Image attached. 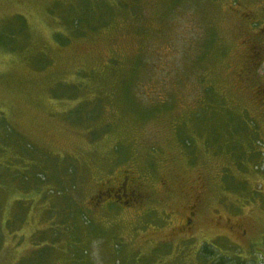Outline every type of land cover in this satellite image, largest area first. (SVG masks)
Returning <instances> with one entry per match:
<instances>
[{
    "label": "rangeland",
    "instance_id": "1",
    "mask_svg": "<svg viewBox=\"0 0 264 264\" xmlns=\"http://www.w3.org/2000/svg\"><path fill=\"white\" fill-rule=\"evenodd\" d=\"M252 2L0 0V134L5 123L17 138L0 141V172L10 161L14 173L32 170L43 177L40 191L39 184L20 190L13 181L0 192V264L26 257L39 230L49 240L46 228L61 220L43 213L61 203L56 173L65 177L64 188L73 183L74 202L97 229L83 240L95 264L112 262L115 240L123 264L137 255L152 257L165 243L170 252L152 262L172 264L177 257L176 264L185 259L191 264L203 242H216L215 250L225 255L236 251L243 262L264 255V60L255 75L239 72L246 53L239 13ZM97 3H105L99 5L100 31L74 34L64 17L88 11L94 19ZM258 17L263 25V13ZM142 59L145 66L138 70ZM137 61L135 72L143 82L132 92L135 102L171 103L144 122L121 110L126 103L119 88L123 81L134 82L131 69ZM96 94L102 95L98 117L76 116L78 108L93 105ZM209 100L216 106L208 112L215 140L204 119ZM195 113L200 119L192 117ZM95 124L109 128L95 135ZM182 127L194 138L192 156L179 146ZM28 144L35 158L22 150ZM118 145L123 158L115 152ZM69 167L74 181L64 175ZM127 174L135 180H126L133 191L112 200L110 208L111 201L94 203L104 183L119 187ZM19 202L25 207L21 211ZM6 219L12 227H5Z\"/></svg>",
    "mask_w": 264,
    "mask_h": 264
},
{
    "label": "trees",
    "instance_id": "2",
    "mask_svg": "<svg viewBox=\"0 0 264 264\" xmlns=\"http://www.w3.org/2000/svg\"><path fill=\"white\" fill-rule=\"evenodd\" d=\"M125 3V2H124ZM121 2V4H124ZM136 3V2H134ZM98 5L95 6L96 10V16L94 19H92L91 13L88 11H85V13L76 16L74 14H71L69 17H64V22H66V26H69L71 30L73 31L74 34L82 36L84 33L83 31L89 30L91 33H94L99 30V26H101L100 23L101 20L99 19V16L102 15L99 5H105V3H97ZM120 4V5H121ZM125 5V4H124ZM127 6V5H125ZM129 6V11L134 9V6L132 4H128ZM70 13L67 11L65 14L68 15ZM100 31V30H99ZM62 44L64 42L62 41ZM118 61L117 59H113L110 64L114 65ZM138 61L135 62L133 68L131 71L134 73L136 76L134 82H130L129 84L125 83L123 81L120 85L119 91L123 96V103H126V106H124L121 110L126 113V115L130 117H135L140 122H144L147 118L153 117L156 113L160 111L162 108L163 110H167L168 106L171 104H159L157 105H150V106H145V105H140L139 102H135L134 94H132L133 91H135L136 88H139L138 84L143 82L141 78L138 76V72H135V68L137 67ZM130 65V64H129ZM128 66L124 67L123 70L127 69ZM145 66V61L142 59L139 64H138V70L142 67ZM111 92H109V95L112 96L115 93V88H111ZM208 90H211L215 95L217 96L218 94L215 91V87H210ZM76 94V93H75ZM105 94V92H104ZM102 95L96 94L93 97V105L91 106L90 103V108L88 109H80L78 108L77 111L75 112L76 116L79 117H84L88 121L95 120V118L98 117L100 114V100H101ZM117 101V98L115 99ZM132 100H134V103H132ZM210 105L212 106H206V115L204 116V119H206V124L209 127V135L213 137V140H215V136L218 137V133L214 126L211 124V119L209 116V111L211 108L214 109L213 100H209ZM117 105L118 101H117ZM160 107V108H158ZM183 113H180L182 116ZM224 115L226 118L231 117V113H228L224 111ZM160 116V115H158ZM157 116V117H158ZM193 118L195 119H200L201 114L200 113H195L192 115ZM152 119V118H151ZM199 123V122H197ZM86 124V123H84ZM5 125V123H4ZM4 125L2 127V133L0 134V141L6 142V141H11L12 139H17L15 138V134L12 131H6L4 128ZM89 125V124H86ZM196 126V125H195ZM92 134H97L99 131L104 132V130L108 129V125L106 124H95L92 125ZM7 129V128H6ZM180 131L178 132V143L179 146L184 148L185 151H189L192 156L193 152H191V144L193 142V136L192 135H187L186 130L182 127L179 129ZM13 136V138H12ZM8 139V140H7ZM11 139V140H10ZM212 141V138L211 140ZM26 148H23L22 150L24 153L27 155L29 154L33 158L37 156L34 152H32V148L30 145H26ZM121 148V145H118L115 147V152L118 153ZM180 148L181 150H184ZM230 148V146H229ZM232 148H236L235 145L232 146ZM29 149H32L29 151ZM237 149V148H236ZM230 150V149H229ZM231 151V150H230ZM4 152V149H0V153L2 154ZM119 158L121 155H125L122 153H118ZM21 160V159H20ZM44 162L48 163L46 158H44ZM63 162L65 163L66 160L63 159ZM24 163V159L21 160V165ZM50 166H53V168L57 167V164L55 161L52 163H48ZM18 165H20L18 163ZM14 163H11L10 161L6 162L5 165L3 166L4 170L1 173L0 172V192L6 190L4 185H11V182L17 181V188L21 189L20 190H26L27 187H29V184L35 183L39 184L38 186V191L41 190V184H43V180L41 177L42 173L41 172H35L32 170H26L25 172H16L14 173L13 170L10 171V169H13ZM65 176L67 178V175L71 178L70 180L74 181L73 177V169L72 167L65 168ZM67 174V175H66ZM56 175V180L59 179L58 183L61 184L63 189H60L56 192L57 196L60 197L61 203L58 205H50L49 208L44 209V215L47 213V219L51 218L53 216H57V219L60 218V222L57 224V221L53 223V225L48 226L46 230L49 232V240H45V231L39 230L37 232V237H35L36 244L33 246V250L27 254L26 257L21 259L17 264H58L57 260L59 259V255L61 256V262L59 264H95L90 258V253L84 249L85 245H83V240H86V238H89L91 233H95L97 229H95V226H92L89 221L86 220L84 217V212L81 211V209L78 208L79 203L74 202L73 198V193H70L71 190L75 189L73 183L70 181L67 187L64 186V180L63 178L65 177H60L57 173ZM71 187V188H69ZM48 193H53L54 190H48ZM112 203H115V201H111L110 204L108 205V208L111 207ZM18 208L19 210H23L25 207L23 206L22 202L18 203ZM2 210H1V205H0V233H1V225H2V220H1V215H2ZM20 220L22 221L21 215H19ZM5 227L9 228L12 227V220L10 221L9 219H6L4 221ZM92 229V230H91ZM45 230V228H44ZM76 231L79 233H83V237L75 236L72 233ZM106 237V234H104ZM111 241L116 239L115 237H107ZM1 240V237H0ZM38 240V241H37ZM82 240V244H81ZM60 242L65 244V247L62 248L60 246ZM113 242V254L111 255L110 259L112 262H107L106 264H123L125 261V258L119 253L116 244H119L116 240L112 241ZM40 243V244H39ZM218 245L216 242H211V243H205L203 242L200 247H198V251L196 254L193 256L192 263L194 264H264V255L262 253H256L258 255L257 260L254 259H249L250 262H243L240 260V255L236 251H232L233 247L228 246V249L232 251L231 254L227 253L222 254L219 251L215 250L213 245ZM170 246L165 244H160L156 246L152 253V257H145L146 261H143L145 258H140L139 255L135 256L134 259H130V264H160V262H152L154 260V257H157L159 255L165 254L163 251H168L170 252ZM163 248V250H161ZM178 261L177 257L176 260L172 264H176ZM183 264L187 263L186 259L185 261H182Z\"/></svg>",
    "mask_w": 264,
    "mask_h": 264
},
{
    "label": "flooded vegetation",
    "instance_id": "3",
    "mask_svg": "<svg viewBox=\"0 0 264 264\" xmlns=\"http://www.w3.org/2000/svg\"><path fill=\"white\" fill-rule=\"evenodd\" d=\"M253 6L250 8H244L245 11L239 13L241 14V19L245 24L246 31L242 34L241 44L246 46L245 53V66L244 69H240L239 72L243 75L244 73L256 74L260 67V62L264 60V23L258 21V11L263 13L264 16V0L263 3H258L259 0H250ZM253 14H255L253 16ZM260 20V19H259ZM252 75V76H253ZM135 181L130 175H124L122 177V183L119 187H112L108 182L103 184V189L99 190L96 194L94 203L97 205H103L112 200L121 199V197L126 196V191L129 189L130 192L135 189V186L130 185L127 188L126 180ZM129 193V192H128ZM192 210V207H191ZM191 216L194 215L190 213ZM188 217V216H187ZM186 217V218H187ZM189 219L185 220V225L189 226Z\"/></svg>",
    "mask_w": 264,
    "mask_h": 264
}]
</instances>
